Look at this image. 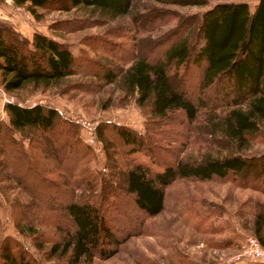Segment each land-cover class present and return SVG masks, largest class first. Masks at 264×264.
I'll return each mask as SVG.
<instances>
[{
    "label": "trees",
    "instance_id": "trees-1",
    "mask_svg": "<svg viewBox=\"0 0 264 264\" xmlns=\"http://www.w3.org/2000/svg\"><path fill=\"white\" fill-rule=\"evenodd\" d=\"M26 1L25 8L33 14L35 8L56 0L15 3ZM65 1L66 10L96 12L94 24L126 14L132 4V0ZM196 34L197 39L187 32L170 40L153 57L131 56L122 63L82 59L96 69L92 70L89 66L79 67V57L71 53L66 43L38 32L27 39L0 25V85L4 91L16 92L29 85L47 88L74 74L95 77L104 84L116 82L125 94L134 95L137 107L146 111V125H162L175 114L179 124L190 132L193 121L203 111L201 124L192 128L203 136H218L228 152L197 154L195 159L175 157L168 163L158 154L156 131L145 129L139 133L106 121L95 128V140L104 147L118 142L128 160L118 167L113 161L111 166L106 158L103 171L107 173L97 172L94 176L89 168L91 148L80 140L73 122L49 105L6 102L3 109L7 122H0V169L17 163L18 168L9 167V171L34 203L16 206L15 221L19 233L30 237L32 243L3 237L0 264H38L31 247L45 264H95L94 259L111 257L121 240L139 231L145 218L161 211L163 189L172 181L236 178L252 166L251 158L242 152L263 130L264 0H258L253 10L244 1L215 4L201 14ZM186 65L199 70L196 96H191L181 83L172 82L180 78L176 73ZM171 70L175 73L169 75ZM25 130L37 132L27 146L21 139ZM109 154L105 151L106 156ZM259 171L264 179V162ZM43 172L56 175L54 185L59 190L41 176ZM111 177L114 180L110 182ZM119 178L121 187L117 185ZM29 181L32 189H28ZM49 186L60 192L51 194ZM124 195L131 196L136 211L133 215L119 209ZM46 217L53 218L49 225L52 231L35 230L32 224H39ZM128 222L134 224L133 228L125 226ZM256 223L254 234L264 247V224L259 219Z\"/></svg>",
    "mask_w": 264,
    "mask_h": 264
},
{
    "label": "rangeland",
    "instance_id": "rangeland-1",
    "mask_svg": "<svg viewBox=\"0 0 264 264\" xmlns=\"http://www.w3.org/2000/svg\"><path fill=\"white\" fill-rule=\"evenodd\" d=\"M240 1L247 2L251 10L258 2L132 0L126 14L104 24H94L92 19L98 18L96 12L91 13L89 9L82 8L66 10L68 4L65 0H56L47 6L35 8L33 14L25 8L27 1L16 4L15 0L8 3L1 0L0 25L27 39H31L33 32H38L66 43L71 53L79 57V67L83 65L87 68L89 65L82 62L85 57L111 59L122 63L124 58L131 56L153 57L159 54L170 40L174 41L187 32L192 39H197L196 29L204 11L215 4ZM110 56L112 58H109ZM89 69L96 70L93 66H89ZM172 73L175 71L171 70L169 75ZM176 75L180 78L172 80L173 84L181 83L191 96H196L199 70L186 65L180 68ZM133 96L125 94L116 82L104 84L95 77L79 74L68 76L47 88L29 85L16 92H6L0 85V122H7L3 109L6 102L16 101L25 106L41 103L56 108L63 118L75 124L78 137L91 148L92 160L89 168L94 176L97 172L107 173V170L103 171L106 158L111 166L113 161L118 167L128 160L122 154L123 149L118 142L105 148L95 140V128L106 121L130 127L139 133H143L145 129L156 131V137H153L158 139L155 142L158 145V154L165 157L168 163L175 157L195 159L197 154L202 153H228L226 143L218 136H203L192 128L201 124L205 117L203 111L193 121L190 132L185 125L179 124V116L175 114L162 125H146L149 123L146 111L136 106ZM262 129L248 149L242 152L251 158L252 165L242 176L209 180L178 178L172 181L163 189L161 211L145 218L139 231L121 240L111 257L105 260L94 259V263L233 264L230 259L242 253L247 239L250 236L257 238L254 234L257 219L262 220L264 224V179L259 171L264 162V123ZM18 136L19 134L15 135ZM36 136L37 132L34 130H25L21 137L23 145L27 146L28 140L31 142ZM105 151L110 154L106 156ZM3 164L6 165V159ZM9 167L18 168V164H9L0 169V240L7 236L22 244H31L32 239L23 232L19 233L15 221L18 211L16 206L31 201L34 203L33 198L18 184L17 177L12 176ZM41 176L51 182L55 189H60L54 185V173L43 172ZM101 177L102 175L100 179ZM104 179L107 180L108 177ZM112 180L114 179L111 177L110 182ZM23 183L28 184L24 180ZM29 183L28 189H32V181ZM117 185L122 186L120 178ZM49 187V192L53 195L60 192ZM98 189L99 181L96 177L95 190ZM49 192L47 197L50 196ZM122 201L119 209L133 215L136 211L131 196L124 195ZM50 218L46 217L41 223L32 224L33 228L41 233L51 232L49 225L53 218ZM133 225L132 222L125 224L127 228H133ZM29 249L38 264H45L44 258L38 255L34 248ZM256 262L264 261H244L238 264Z\"/></svg>",
    "mask_w": 264,
    "mask_h": 264
},
{
    "label": "built area",
    "instance_id": "built-area-1",
    "mask_svg": "<svg viewBox=\"0 0 264 264\" xmlns=\"http://www.w3.org/2000/svg\"><path fill=\"white\" fill-rule=\"evenodd\" d=\"M8 3L12 0H3ZM253 262V261H264V247L261 245L260 241L250 236L247 239V243L243 247L242 253L237 257H232L230 263L238 264L241 262Z\"/></svg>",
    "mask_w": 264,
    "mask_h": 264
}]
</instances>
